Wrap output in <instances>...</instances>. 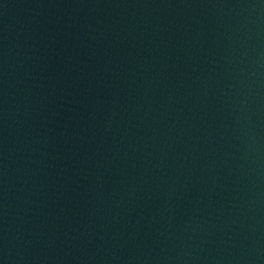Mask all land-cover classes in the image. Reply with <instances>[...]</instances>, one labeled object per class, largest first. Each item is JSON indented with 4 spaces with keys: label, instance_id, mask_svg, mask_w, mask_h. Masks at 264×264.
I'll return each mask as SVG.
<instances>
[{
    "label": "water",
    "instance_id": "water-1",
    "mask_svg": "<svg viewBox=\"0 0 264 264\" xmlns=\"http://www.w3.org/2000/svg\"><path fill=\"white\" fill-rule=\"evenodd\" d=\"M0 264H264V0H0Z\"/></svg>",
    "mask_w": 264,
    "mask_h": 264
}]
</instances>
